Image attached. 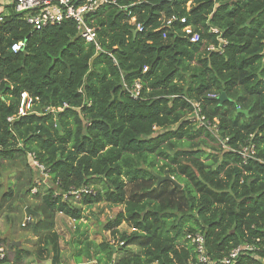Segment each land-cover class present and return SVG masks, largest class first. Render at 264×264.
I'll use <instances>...</instances> for the list:
<instances>
[{
  "label": "trees",
  "instance_id": "obj_1",
  "mask_svg": "<svg viewBox=\"0 0 264 264\" xmlns=\"http://www.w3.org/2000/svg\"><path fill=\"white\" fill-rule=\"evenodd\" d=\"M0 17V171L15 161L26 170L1 193L0 217L21 216L51 264H62L57 215L76 222L100 202L123 208L104 227L115 244L80 238L79 264H187V233L204 236L211 260L243 242L264 255V0H116L88 17L100 51L72 22L34 31L13 12ZM131 17L144 32L133 35ZM185 26L198 44L182 38ZM21 93L33 113L7 122ZM248 145L255 155L244 164ZM28 154L52 182L34 194ZM166 174L172 180L159 182ZM84 188L92 193L70 194ZM29 199L37 216L25 222ZM3 243L0 264L29 255L8 244L7 261Z\"/></svg>",
  "mask_w": 264,
  "mask_h": 264
},
{
  "label": "built area",
  "instance_id": "obj_2",
  "mask_svg": "<svg viewBox=\"0 0 264 264\" xmlns=\"http://www.w3.org/2000/svg\"><path fill=\"white\" fill-rule=\"evenodd\" d=\"M105 4L115 5L116 0H0V12L3 15L13 12L21 17V19L34 31H41L47 27L60 25L65 21L72 22L75 26L77 36L87 44H93L96 51H100V47L96 40V30L90 26L88 17ZM83 8L84 11H80ZM2 17H0V22ZM177 18L172 16L162 21V26L170 28ZM181 24H185V18L178 20ZM129 24L137 33L144 32V26L137 22L135 17L129 18ZM211 33L218 34V31L211 29ZM181 36L190 44H198L200 42L199 33L195 32L190 26H185L181 30ZM195 37V39H193ZM165 38V34H163ZM225 44V42L220 41ZM24 47V43H13L10 47L12 52H19ZM207 51H214L213 45H209ZM221 53V52H220ZM146 71V68L144 69ZM133 87L132 96H138L140 84L136 82ZM214 97V96H211ZM194 106V119L204 125V118L199 115V109L196 104ZM60 110V109H58ZM45 111L53 112L54 109H45ZM33 113V105L27 93L20 94V102L17 113L13 117L7 118V122H12L14 118L23 117ZM243 163L250 159H254L255 151L253 145L243 147L238 152ZM28 158L34 170L40 174V178L35 180V187L31 189V194L36 192V187L46 184L48 173L44 174L45 168L38 162L34 154H28ZM79 193L90 194L89 189H82L78 192L71 191L70 194L78 197ZM29 220V219H28ZM27 220V221H28ZM187 245L192 247L195 256L194 261H188L187 264H238L241 257H247L249 261L246 264H264V255L260 254V249L252 243H240L232 248L225 256L219 259L211 260L208 257L204 236L201 233H187L185 235ZM5 258V251L0 247V262Z\"/></svg>",
  "mask_w": 264,
  "mask_h": 264
},
{
  "label": "rangeland",
  "instance_id": "obj_3",
  "mask_svg": "<svg viewBox=\"0 0 264 264\" xmlns=\"http://www.w3.org/2000/svg\"><path fill=\"white\" fill-rule=\"evenodd\" d=\"M3 165L4 167L0 171V195L4 191H7V186L9 184L15 183V176L18 175V172L26 171L17 161H15V163H4ZM43 173H47L46 168ZM33 178H40V174L34 171ZM46 184H52L49 178ZM33 205H35V202L31 199L27 200L25 204L22 202L20 203L21 207H25L23 209L25 222L31 217L37 216L36 214H29L26 216L24 213L25 209L33 212V210L30 209ZM122 209L121 206L100 202L90 207L83 208L82 218L76 222L63 215H57L55 232L59 237L58 243L62 264H79V260L74 256L75 251L73 247L77 240H81L80 238L88 239L89 242L101 243L102 241H107L111 245L115 244L116 240L114 241L111 238L110 233L106 231L104 227L107 222L112 220ZM18 218L17 221L15 220V224H12L7 222L4 216L0 217V239L5 240L3 246L6 250L7 261L12 262L14 258V252L7 247L8 244H12L16 248L29 251V255L23 256L17 264H51L50 257H48L47 254H43L41 251L42 243L37 244L35 238L21 228V221H23V218L21 216H18ZM119 232L129 234L131 229L126 225H122L119 227ZM184 241L185 238L181 239L180 245H183Z\"/></svg>",
  "mask_w": 264,
  "mask_h": 264
},
{
  "label": "water",
  "instance_id": "obj_4",
  "mask_svg": "<svg viewBox=\"0 0 264 264\" xmlns=\"http://www.w3.org/2000/svg\"><path fill=\"white\" fill-rule=\"evenodd\" d=\"M132 33H133L134 36L136 35V31L133 30ZM57 128L59 129L58 125H57ZM165 180H172V179H170L167 174L164 177H160L159 178V182H162V181H165ZM24 213H25L26 216H28L29 214H36L34 211L32 212V211H30L28 209H25Z\"/></svg>",
  "mask_w": 264,
  "mask_h": 264
},
{
  "label": "clouds",
  "instance_id": "obj_5",
  "mask_svg": "<svg viewBox=\"0 0 264 264\" xmlns=\"http://www.w3.org/2000/svg\"><path fill=\"white\" fill-rule=\"evenodd\" d=\"M62 2H63V0H62ZM80 11H84V9H83V8H81V9H80ZM193 39H195V37H193Z\"/></svg>",
  "mask_w": 264,
  "mask_h": 264
}]
</instances>
